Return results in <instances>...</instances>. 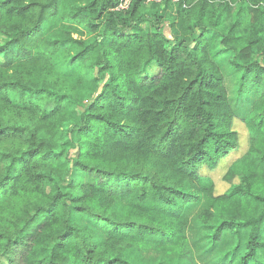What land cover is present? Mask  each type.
Masks as SVG:
<instances>
[{
    "label": "trees",
    "instance_id": "trees-1",
    "mask_svg": "<svg viewBox=\"0 0 264 264\" xmlns=\"http://www.w3.org/2000/svg\"><path fill=\"white\" fill-rule=\"evenodd\" d=\"M67 1L0 0V264H134L131 248L184 260L198 204L204 239L237 247L246 231L234 264H264V0ZM60 21L79 37L54 38ZM211 39L250 99L232 159L238 117ZM71 52L75 83L55 60ZM84 81L99 90L74 117Z\"/></svg>",
    "mask_w": 264,
    "mask_h": 264
},
{
    "label": "rangeland",
    "instance_id": "rangeland-1",
    "mask_svg": "<svg viewBox=\"0 0 264 264\" xmlns=\"http://www.w3.org/2000/svg\"><path fill=\"white\" fill-rule=\"evenodd\" d=\"M65 1V3L68 2L67 0ZM150 2L151 0H149V3ZM159 2L162 6V1L159 0ZM121 5L125 6L123 4ZM119 8L120 2L116 10H118ZM171 17V15L168 16L163 25V32L168 37L170 36V29L167 26V22L168 19H171ZM66 34H70L72 38H78L79 30L76 26H72L66 21L51 23V35L54 38L60 39ZM3 40L4 37L0 36V44ZM211 42L214 41H212L211 39ZM214 45L215 47H213ZM214 45L211 47V54L213 55V60L216 62L224 76L230 104L235 110L236 115L238 117V119L234 122V128L238 131L240 145L238 151L230 156L232 159L237 153L243 152L246 148L247 131L239 119L241 118V115H243V113H245V111L250 106V99L248 96L245 95L243 97L240 96V94H238L237 92L241 72H238L229 64L230 54L227 52H222V49H218L217 43L214 42ZM62 53L63 52L61 51L60 54ZM72 54L73 53L71 52L70 55L68 53L65 54V57L58 56L55 60L59 69L67 74L72 83H75L80 74V68L78 66H75L70 69L68 66H66L65 63L66 60H68V58ZM98 90L99 89L97 88L95 82L84 81L79 84L78 89L76 90L78 103L74 106H68V109L72 112V115L74 117H76L79 112L82 111L83 107L88 103L90 97L95 94ZM227 164L228 163L223 161L217 169L208 171L214 180L216 194L222 193L229 187V184L222 179V175L225 172ZM45 190H49L48 185H46ZM202 208V204L192 206L190 205L186 208V211L184 213L185 232L190 242V256L186 259L179 260L177 257H170L163 253H158L155 251L145 252L138 248L128 249L125 254L130 258V260L134 264H234L235 260L238 258L239 255L242 254V251L244 249V237L246 231H242V235L237 247L236 242L234 241L230 233H225L222 238L217 241L216 244L209 243L202 236L201 225L198 219V214ZM71 216L80 224L87 226L90 230L91 238L96 240L97 242H100L101 238L103 237V233L102 230L97 227V224L92 223L83 215L76 214L73 211H71Z\"/></svg>",
    "mask_w": 264,
    "mask_h": 264
},
{
    "label": "built area",
    "instance_id": "built-area-1",
    "mask_svg": "<svg viewBox=\"0 0 264 264\" xmlns=\"http://www.w3.org/2000/svg\"><path fill=\"white\" fill-rule=\"evenodd\" d=\"M130 0H121L120 1V8H125L128 6V3H129ZM121 4L125 5V6H122ZM119 8V9H120Z\"/></svg>",
    "mask_w": 264,
    "mask_h": 264
}]
</instances>
